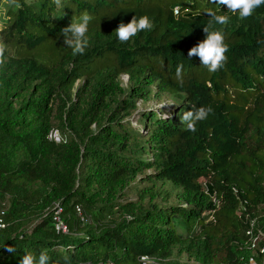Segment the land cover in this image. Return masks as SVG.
Instances as JSON below:
<instances>
[{
  "label": "trees",
  "instance_id": "obj_1",
  "mask_svg": "<svg viewBox=\"0 0 264 264\" xmlns=\"http://www.w3.org/2000/svg\"><path fill=\"white\" fill-rule=\"evenodd\" d=\"M85 12L89 47L74 56L61 30ZM209 12L229 17L214 25L228 45L216 72L188 56ZM143 15L152 28L121 43L120 22ZM0 47V264L42 249L49 264L252 256L245 229L264 228V5L240 19L217 0H9ZM162 95L171 108L129 117ZM202 106L212 112L185 131L179 114ZM126 187L148 205L122 200Z\"/></svg>",
  "mask_w": 264,
  "mask_h": 264
},
{
  "label": "clouds",
  "instance_id": "obj_2",
  "mask_svg": "<svg viewBox=\"0 0 264 264\" xmlns=\"http://www.w3.org/2000/svg\"><path fill=\"white\" fill-rule=\"evenodd\" d=\"M220 5L227 6L230 12H238L240 19H246L254 14V10L264 5V0H217ZM54 3L59 8L61 0H54ZM211 19L205 25L203 31L205 38L199 41L195 46L191 47L188 51V56H198L201 64L205 66L209 72H216L224 66L226 61V52L228 45L225 43V37L221 30L214 29V25H226L229 22L227 15L216 14L215 12L208 13ZM92 17L86 12L81 14L79 18L73 16L71 23L61 30L65 44L72 49V54L83 55L89 47V38L87 36L89 24ZM152 21L147 15L134 16L130 22H120L118 27L114 30L115 36L121 43L128 42L132 37H135L141 31H147L152 28ZM5 48L0 47V64L4 63ZM182 66L177 68L179 73ZM212 112L211 107L192 108L191 110L183 111L180 113V122L184 125L185 131L195 132L196 123L207 119L208 115ZM8 253H15L16 249L8 247L5 249ZM147 257H139V264ZM64 264H70L69 257H63ZM50 257L47 249H42L37 257L31 252H27L20 260V264H49ZM56 264H60L59 261ZM252 264V261H249Z\"/></svg>",
  "mask_w": 264,
  "mask_h": 264
},
{
  "label": "built area",
  "instance_id": "obj_3",
  "mask_svg": "<svg viewBox=\"0 0 264 264\" xmlns=\"http://www.w3.org/2000/svg\"><path fill=\"white\" fill-rule=\"evenodd\" d=\"M49 136L56 141L60 140L56 131H52ZM75 211L77 216L83 223L89 221L80 205H76ZM59 212L60 208L58 207L53 213L54 223L56 224L57 228L61 229L63 232H66V226L60 219ZM1 214H3L2 210H0V230L3 229L6 225ZM245 237L247 239V247L249 248V250H251L252 256L248 260L242 261L240 264H249L250 260L252 261V264H264V228L258 226L256 218H252L249 220V224L245 229ZM143 257H147L143 264H160V261L158 260H154L153 258H150L148 256Z\"/></svg>",
  "mask_w": 264,
  "mask_h": 264
},
{
  "label": "rangeland",
  "instance_id": "obj_4",
  "mask_svg": "<svg viewBox=\"0 0 264 264\" xmlns=\"http://www.w3.org/2000/svg\"><path fill=\"white\" fill-rule=\"evenodd\" d=\"M9 4V0H2L0 2V20L3 18L4 16V12L7 9ZM120 80L122 81L121 84H126L127 82V76L126 75H122L120 76ZM78 84V81L75 83V86ZM174 105V102L168 98L166 95H162L161 98H157V97H153L148 99L147 101H138L137 103V109L135 111H132L131 116H129L130 118H133L134 116H136L137 111L143 109V108H153L156 110L159 109H169ZM59 136V135H58ZM149 171H145L144 173H147ZM143 173V175H144ZM141 186L143 184H140ZM160 187H163V185L158 184ZM122 193H126V195L122 196L121 199L123 200L125 199H132L133 201L136 202V205L142 204L144 206L148 205V197L143 198V199H139L138 195L129 189V187L124 188V190L122 191ZM158 200H160V198H158ZM175 199H170L169 201L173 202ZM1 209H4L5 207V203H1L0 204ZM160 264H197V262L195 260H193L192 258H190L185 252H178L177 249H175V253L171 258L167 259L166 263L163 262H159Z\"/></svg>",
  "mask_w": 264,
  "mask_h": 264
}]
</instances>
